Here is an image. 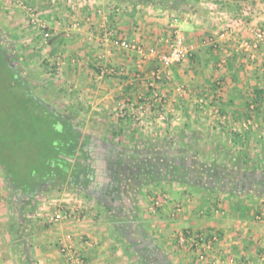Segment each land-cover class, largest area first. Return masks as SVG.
Listing matches in <instances>:
<instances>
[{"label": "crops", "instance_id": "crops-1", "mask_svg": "<svg viewBox=\"0 0 264 264\" xmlns=\"http://www.w3.org/2000/svg\"><path fill=\"white\" fill-rule=\"evenodd\" d=\"M14 1L0 0L6 31L25 20L26 12L20 5L12 6ZM46 1L33 0L43 8L38 10L56 36L51 46L57 53L52 58L60 61L66 86L90 111L78 119L89 124L95 110L105 122L113 111L120 118L111 123L106 139L119 138L135 117L143 119L149 134L151 125L160 124L170 134L175 132L182 140L192 136L190 140L200 144L207 139V129L212 139L228 141L232 147L234 142V148L235 141L249 144L255 131L264 128V42L258 47L241 46L244 40L254 42L255 29L264 24V0ZM251 17L254 21L249 22ZM174 23L191 52L170 68H162L154 54L114 45L107 34L111 31L163 53L171 45ZM160 69L157 79L155 72ZM201 100L205 102L200 104ZM94 138L103 139L82 133V140H87L81 148L85 155L77 153L82 162L92 163L83 183L86 188L44 183V197L32 210L22 191L19 197L12 196L0 166V264H67L61 252L64 243L82 252L87 264H146L145 256H150V264L160 260L163 264H264V193H232L180 179L163 180L145 185L137 194L139 208L133 219L131 210L125 212L127 207L113 211L105 206L111 199L120 203L122 197L115 192L116 174L100 158L101 151L89 150ZM216 152L224 161V151ZM244 171L243 166L240 172ZM91 188L97 192L91 194ZM19 200L24 201L23 212L15 203ZM55 212L63 214L60 222L50 220ZM213 236L208 248L204 241Z\"/></svg>", "mask_w": 264, "mask_h": 264}, {"label": "rangeland", "instance_id": "rangeland-1", "mask_svg": "<svg viewBox=\"0 0 264 264\" xmlns=\"http://www.w3.org/2000/svg\"><path fill=\"white\" fill-rule=\"evenodd\" d=\"M21 1L23 2L22 5H20ZM44 1L47 2L46 0ZM14 2V4L11 2V4H13L12 6L17 7L20 5L26 12V14H22L25 20L20 22V24L17 22V26H13L10 30L6 31V29L2 27L5 22L0 19V41L9 51V59L12 60V65L19 66V71L31 88L32 94L40 97L47 105L56 109L58 113L66 117L73 125L82 131L83 137L87 134L92 138L102 137L105 143L110 144L111 139H106V131L110 129L111 123L118 120L120 121V118H118V116L115 115V111H113L109 113L110 118H107L109 122H105L98 119L97 115H99V112L95 110L96 112L90 116L89 124L78 119L79 116L82 114L87 115L90 111H87L84 100L81 99L80 96L75 95L73 91L71 92L68 88L69 86H66V80L62 79L60 76V61L55 57L52 58V56L57 53L54 52V48L51 46L56 36L52 33L50 39L42 41V39L40 40L39 30L31 25L30 15L27 13V9L32 7L39 11L38 9L41 8H39L37 3L35 4L33 0H15ZM41 10H43V8ZM39 15L42 16L41 19H46V16H43L41 13ZM18 19H20V17L15 18L14 21ZM251 20L254 21V18L251 17L248 21L252 22ZM24 25L25 27H23ZM51 31L53 32V29H51ZM22 32L25 33L22 34ZM7 35L9 37H7ZM54 47H56V45ZM8 74L9 72L0 58V160L3 161L6 166L10 167V169H14L12 171L17 172L15 174L24 182L27 179V174L30 173L34 178L43 176L45 170L44 165L48 166V157H44L42 152L46 151L44 154L46 155L48 153L50 158L55 157V149L58 147V144L55 142L57 141V137L56 134H54L53 138L55 141L53 140L51 143V140L48 139L50 136H45V127H47L48 124L43 119L44 112H42L40 107H36L33 102L30 104L25 103L29 102L26 98L25 90L20 86H13L8 79ZM156 97L159 98L158 96ZM139 109V114L144 111L143 107ZM123 111H125L124 108ZM128 114L129 113L126 115ZM113 115H115L116 118H111ZM142 120L143 119L136 117L134 124L130 123L125 125L126 130L121 131L119 138L112 139L121 146V151L124 153L127 151L144 149L146 146L150 147L149 139H158L157 141H161L167 138L169 142L167 141L162 147L163 151L167 149L172 151L175 155H182L183 151H188V155L186 154L187 157L190 155L192 156L191 158L196 157L200 160H209L210 158L209 161L215 166L219 167L221 165L220 167L223 170L229 172L232 169L235 170L233 155H237V153H239L238 151H248L250 153L251 151H264V128L261 131H255L254 140L249 141V144L245 145V141L242 139V141H235L236 148H234V142H232V147L231 143H229L230 146L227 144L228 141H219L218 138L212 139L207 135L208 130L206 129L205 137L207 139L200 142V144L190 140L188 143L190 145L186 147L187 150L184 147L185 142L180 139L175 132L170 134L168 129L166 131V129H162V125L156 124L150 126L153 130H151L149 134V130L146 129L147 126L143 124ZM153 127H155L156 130ZM163 131H166L168 134ZM98 140L99 139L94 138L89 144H93V142L95 143V141ZM180 151H182V153ZM216 151H222V153L224 151V154L227 155L224 161L222 157L220 158L218 156L219 153ZM231 151L236 152L233 154ZM198 152H200L202 156H198ZM40 153H42V157ZM181 158H184V156L182 155ZM45 187H47V185ZM69 191L73 190L69 189ZM92 192L94 191L90 193L92 194ZM18 196H20V194H18ZM43 197V193H38V195L35 196L36 202H40ZM23 198L27 200L26 198H30V196L25 195ZM32 204H34V202H32Z\"/></svg>", "mask_w": 264, "mask_h": 264}, {"label": "trees", "instance_id": "trees-1", "mask_svg": "<svg viewBox=\"0 0 264 264\" xmlns=\"http://www.w3.org/2000/svg\"><path fill=\"white\" fill-rule=\"evenodd\" d=\"M0 58L9 72L8 79L11 81V84L13 86H20L25 90L26 98L29 100V102L25 103L30 104L33 102L36 107H40L42 112H44L43 119L48 124L45 127V136H50L48 139L52 143L53 140L55 141L53 136L56 134L58 141H55L58 144L57 149H55V157L50 158L48 153L46 154L47 156L44 154L46 151L42 152L44 157H48V166L44 165V174L39 178L32 177L30 173L27 174L26 181L23 182L15 174L17 172L12 171L14 169H10V167L0 160V166L5 170L6 179L12 187V196L15 198L19 197L20 191H22L21 196L29 195L30 198H26L27 200L23 198V200L26 202L25 205L29 206L32 210L38 205L35 196L42 192L44 183L50 182L53 187L68 183L80 188L79 186L86 181L85 177L89 173L92 163H84L77 156L79 151L85 155L81 148L87 143V140H82V132L66 117L57 113L56 109L47 105L40 97L32 94L31 88L19 71V66L12 65V60L9 59V51L1 41ZM191 138L192 136L187 138V140H185L186 138L183 139L186 143H184L185 148L190 145L188 143ZM157 140L149 139L150 147L146 146L145 148L143 147L144 149L127 151L126 153L121 151V146L118 143L111 140V151H104L103 156H106V162L116 174V179L113 178L112 185L115 188V192H120L122 201L116 204L115 200L111 199L105 206L113 211L116 208L127 207L124 209L125 212L131 210L134 219L139 208L136 202L137 194L141 189L145 185L171 179H180L195 186H203L209 190H221L232 193L243 192L253 195L264 193V151L254 154L248 151H240L237 155H233V158H235L233 165L238 170L232 169L228 172L218 169L217 166L207 159L191 158L192 156L190 155L188 156L190 158H188V151H183L182 155L184 158H181L182 155H175L167 149L163 151L162 147L167 141L169 142V139ZM193 142L195 143V140ZM180 152L182 153V151ZM42 153H40L41 157ZM68 156H76V161L72 162L68 160ZM72 166L73 169H71ZM243 166L246 168V171L240 172V168ZM83 175L84 177H82ZM83 186L81 188H86L85 184ZM95 196L97 198L101 197V195H97L96 193ZM15 203H18L20 206L19 210L23 212L24 201L19 200ZM145 259L146 264H150L147 263L150 261V256H145ZM156 264H163V260H160V263Z\"/></svg>", "mask_w": 264, "mask_h": 264}, {"label": "built area", "instance_id": "built-area-1", "mask_svg": "<svg viewBox=\"0 0 264 264\" xmlns=\"http://www.w3.org/2000/svg\"><path fill=\"white\" fill-rule=\"evenodd\" d=\"M23 2H20V5H22ZM26 8V6H25ZM28 14L30 15V22L31 25L34 28H37L39 30L40 34V40L46 41L51 38L52 31H51V24L46 19H41L42 16L39 15L40 12L33 9L32 7H29L27 9ZM243 18V17H241ZM240 18V19H241ZM173 29V39L171 42V45L168 49V51L163 53H156V50L154 48H146L143 45L130 42L126 39L119 38L117 36H114L111 31H108V38L112 41V43L116 46H119L124 49L128 50H136L138 52H141L143 54H154L158 57L160 65L162 68H170L173 64L181 62L183 59L188 57L190 55V48L188 44L186 43L184 33L182 30L174 23L172 26ZM255 39L254 42H249L247 40L242 41L241 46L244 48H250L251 46L258 47L260 42H264V25H260L255 29ZM161 69L155 72V77L157 79L161 78ZM185 89L181 88L180 91H184ZM156 96H159L158 93L155 94ZM205 101L201 100L200 104H203ZM201 107V105H199ZM136 120V117H135ZM247 124H250V120L247 121ZM63 218V214L61 212H55L51 215L50 220L52 222H60ZM203 241L204 239L201 238ZM81 240L86 243V238H81ZM182 241L185 242L186 238L182 237ZM215 241V236H213L210 240H205L206 246L210 248L212 246V243ZM196 243V242H195ZM197 244V243H196ZM200 246H203V242H199ZM61 252L66 258L67 264H87L86 260L79 250H77L72 244L64 243L61 246ZM201 258H203V255H201ZM262 259L264 260V254L262 255Z\"/></svg>", "mask_w": 264, "mask_h": 264}, {"label": "flooded vegetation", "instance_id": "flooded-vegetation-1", "mask_svg": "<svg viewBox=\"0 0 264 264\" xmlns=\"http://www.w3.org/2000/svg\"><path fill=\"white\" fill-rule=\"evenodd\" d=\"M100 147V148H98ZM94 148V149H93ZM89 150L90 151H101V153L99 154L100 158L105 159L106 156H103V152L104 151H111V147L109 143H101L100 141H95V143L93 142V144H91L89 146ZM96 188V187H95ZM93 188H91L92 191ZM94 192H97L95 189H93ZM97 194V193H96Z\"/></svg>", "mask_w": 264, "mask_h": 264}, {"label": "water", "instance_id": "water-1", "mask_svg": "<svg viewBox=\"0 0 264 264\" xmlns=\"http://www.w3.org/2000/svg\"><path fill=\"white\" fill-rule=\"evenodd\" d=\"M75 156H72V157H67V159H69V160H71V161H73L75 158H74Z\"/></svg>", "mask_w": 264, "mask_h": 264}]
</instances>
